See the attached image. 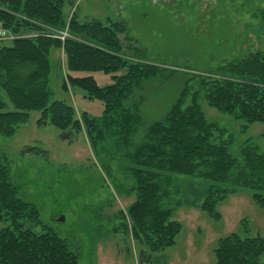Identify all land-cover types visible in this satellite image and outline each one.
Segmentation results:
<instances>
[{
	"label": "trees",
	"instance_id": "1",
	"mask_svg": "<svg viewBox=\"0 0 264 264\" xmlns=\"http://www.w3.org/2000/svg\"><path fill=\"white\" fill-rule=\"evenodd\" d=\"M76 1L0 0V24L20 37L9 47L0 46V136L13 137L32 112H40L38 125L84 133L95 153L106 152L107 143H112L135 182L130 189L135 201L118 218L123 231L151 254L174 246L183 230L174 220V208L165 206L174 190L169 174L213 182L186 205L214 220L222 219L219 205L239 189L251 190L254 203L264 208V152L247 141L239 161L230 150L233 135L207 119L199 93L189 102V83L201 78L210 108L236 121L264 124V53L223 64L209 73L214 76L188 79L164 120L147 124L141 112L145 98L139 91L165 75L164 69L128 58L120 39L127 34L125 22L80 21L75 11L66 16V6L74 7ZM258 14L264 18V10ZM66 30L70 37L64 42L53 37ZM53 50L65 56L67 80L62 88L80 89L86 99L100 101V117H78L72 105L53 100ZM92 72L111 75L113 83L100 87L92 76H78ZM3 222L10 223L0 227V264H80L69 243L42 224L37 207L21 198L10 163L0 156ZM241 223L248 229L247 220ZM35 226H42V231ZM248 231L221 238L214 264H264V237H251Z\"/></svg>",
	"mask_w": 264,
	"mask_h": 264
},
{
	"label": "rangeland",
	"instance_id": "2",
	"mask_svg": "<svg viewBox=\"0 0 264 264\" xmlns=\"http://www.w3.org/2000/svg\"><path fill=\"white\" fill-rule=\"evenodd\" d=\"M261 10L264 0H77L74 7L66 6L65 13L71 16L75 11L81 20L88 17L87 21L104 24L109 19L125 22L127 34L120 39L128 58L164 69L161 74L165 75L145 83L139 91L145 98L143 118L151 124L164 120L188 79L214 76L209 73L223 64L256 51L264 53ZM11 45L0 42V46ZM50 61L53 100L72 105L78 117L83 113L100 117V101L86 99L80 89L62 88L67 80L63 51L53 50ZM78 76H92L100 87L113 83L111 75L102 72ZM201 82L198 78L189 83V102L199 93L207 119L233 135L232 155L241 161L247 141L264 152V124L236 121L210 108ZM40 118V112H32L29 122L13 137L0 136V156L8 159L21 198L37 207L42 224L69 243L80 264H214L221 238L245 235L248 229L251 237H264V208L254 203L251 190L239 189L228 197L218 207L222 219L214 220L186 205L213 182L169 174L174 190L165 206L174 208V220L183 230L174 246L149 253L123 231L118 218L135 201L130 190L135 182L113 144L107 143L106 152L95 153L86 134L40 126ZM31 148L36 150L27 152ZM243 220L248 221V229ZM9 223H0V227ZM34 230L41 232L42 226Z\"/></svg>",
	"mask_w": 264,
	"mask_h": 264
},
{
	"label": "built area",
	"instance_id": "3",
	"mask_svg": "<svg viewBox=\"0 0 264 264\" xmlns=\"http://www.w3.org/2000/svg\"><path fill=\"white\" fill-rule=\"evenodd\" d=\"M53 37L60 39L62 42L66 40V38L70 37L67 30L64 32H58L57 35H53ZM20 37L13 34L10 30L3 28L0 24V42H11Z\"/></svg>",
	"mask_w": 264,
	"mask_h": 264
},
{
	"label": "crops",
	"instance_id": "4",
	"mask_svg": "<svg viewBox=\"0 0 264 264\" xmlns=\"http://www.w3.org/2000/svg\"><path fill=\"white\" fill-rule=\"evenodd\" d=\"M78 18H79V17H78ZM87 18H88V17H87ZM87 18H86V19H83V20H81V19L79 18V20H80V21H87V20H88Z\"/></svg>",
	"mask_w": 264,
	"mask_h": 264
}]
</instances>
